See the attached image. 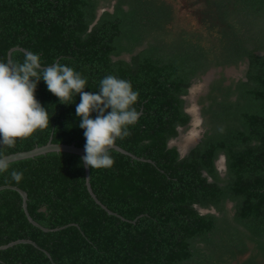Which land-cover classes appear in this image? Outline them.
<instances>
[{"label":"trees","instance_id":"trees-1","mask_svg":"<svg viewBox=\"0 0 264 264\" xmlns=\"http://www.w3.org/2000/svg\"><path fill=\"white\" fill-rule=\"evenodd\" d=\"M204 1L194 12L200 27L169 39L178 26L172 0H0V62L31 51L42 67L81 73L93 94L107 75L127 80L140 113L115 140L140 159L110 148V168L89 167L91 189L112 213L89 194L77 154L9 162L0 185L26 191L29 215L48 230L27 219L17 191L1 189L0 245L37 247L1 248L0 264H264V0ZM210 69L220 70L196 102L204 131L181 155L169 141L189 125L191 86ZM34 96L49 126L0 155L48 140L85 145L79 93L62 104L41 79Z\"/></svg>","mask_w":264,"mask_h":264},{"label":"clouds","instance_id":"clouds-1","mask_svg":"<svg viewBox=\"0 0 264 264\" xmlns=\"http://www.w3.org/2000/svg\"><path fill=\"white\" fill-rule=\"evenodd\" d=\"M41 79L62 104L72 103L80 94L76 115L86 140L83 164L92 169L110 168L114 164L109 154L111 146L117 138L128 137V126L139 120L140 113L133 107L138 91L133 90L131 82L107 75L99 82L98 94L85 92L87 80L81 73L59 62L42 67L39 55L31 51L24 54L22 62H0V146L12 147L17 138H27L49 126L48 111L34 96ZM93 112L97 114L95 119L90 118ZM9 166L6 157L0 155V173L8 171ZM11 178L19 183L23 173L13 170Z\"/></svg>","mask_w":264,"mask_h":264},{"label":"rangeland","instance_id":"rangeland-1","mask_svg":"<svg viewBox=\"0 0 264 264\" xmlns=\"http://www.w3.org/2000/svg\"><path fill=\"white\" fill-rule=\"evenodd\" d=\"M176 7L175 8V18H173L171 21L175 24V27L177 26L176 30L169 29L168 28V38L172 39L179 33V29L181 28H188V27H200V20L197 16L196 9L199 7H203L205 5L204 0H172ZM199 1V3L197 2ZM111 3L113 1L109 2L111 8ZM170 24V23H169ZM168 24V26H169ZM171 25V24H170ZM167 26V27H168ZM220 69H210L207 72L203 73L198 79H195L193 81V84L191 86L190 92L191 94L187 97L189 100V105L186 107V110L191 115V120L189 125L186 127H180L179 128V134L176 138L170 139L169 145H176L180 151V153L183 155L187 152L190 146L196 143V141L199 139V136L202 131H204V128L202 126V118L199 114V105L196 103L199 95H201L208 87L209 82L218 75V71ZM227 77H236L238 75V71L235 69H223L222 73ZM217 166L218 169L221 171L223 167V158L220 156L217 159ZM230 205V204H229ZM201 211V210H200ZM208 211H214L212 208L202 210V212L206 213ZM246 256H242L239 259H243Z\"/></svg>","mask_w":264,"mask_h":264},{"label":"water","instance_id":"water-1","mask_svg":"<svg viewBox=\"0 0 264 264\" xmlns=\"http://www.w3.org/2000/svg\"><path fill=\"white\" fill-rule=\"evenodd\" d=\"M15 48H18V49H21L23 51H26V50H24V49H22L20 47H14L12 49H15ZM10 51H9V53H10ZM26 52H28V51H26ZM8 62H11L9 54H8ZM111 148H113V149H115V150H117V151H119L121 153L127 154V155L131 156L132 158H139L135 154L125 150L124 148H122L121 146L117 145L116 143H114V145L111 146ZM58 150L77 154V155H79L81 157V160H82V157L85 155L84 146H76L74 143H68V144L67 143H55V142H51L50 140H48L43 145H38V146H35V147H33L31 149H28V150L16 151V152L9 153V154L3 155V156L6 157L8 162H11V161H15V160H18V159H23V158H27V157H33V156H36V155H39V154H43V153H46V152H49V151H58ZM222 158H223V156H222ZM82 163H83V161H82ZM83 167H84V174H85V184H86V187H87V190H88L89 194L95 200V202L98 203L99 205H101V207L104 208L108 213H112L104 204H102L98 200V198L96 197V195L92 191L91 186H90V181H89V179H90V177H89V167H85L84 164H83ZM4 188H9V189H13V190L17 191L20 194V196H21L22 208L24 210V213H25L27 219L33 225L39 226L43 230H48V228L40 226L29 215V213L27 211V207H26V200H27L26 191H24L23 189H21L20 187H18L16 185H10V184L0 185V190L4 189ZM195 207H197L199 211L201 210L200 212H202V210H205L204 208H201V207H199L197 205ZM212 210H214V209L212 208ZM19 242L31 243V244H33L34 246L37 247V244L35 242H33L32 240H30V239H16V240L11 241V242H9L7 244L0 245V249L1 248H6L8 246H11V245L19 243Z\"/></svg>","mask_w":264,"mask_h":264},{"label":"flooded vegetation","instance_id":"flooded-vegetation-1","mask_svg":"<svg viewBox=\"0 0 264 264\" xmlns=\"http://www.w3.org/2000/svg\"><path fill=\"white\" fill-rule=\"evenodd\" d=\"M191 147V146H190Z\"/></svg>","mask_w":264,"mask_h":264}]
</instances>
